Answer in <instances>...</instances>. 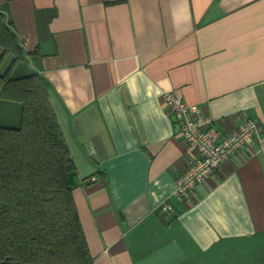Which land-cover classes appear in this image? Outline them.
I'll return each mask as SVG.
<instances>
[{
  "label": "crops",
  "instance_id": "1",
  "mask_svg": "<svg viewBox=\"0 0 264 264\" xmlns=\"http://www.w3.org/2000/svg\"><path fill=\"white\" fill-rule=\"evenodd\" d=\"M75 164L92 264H264V152L233 155L189 198L195 151L164 94L225 132L264 131V0H0ZM167 207V209H165Z\"/></svg>",
  "mask_w": 264,
  "mask_h": 264
},
{
  "label": "trees",
  "instance_id": "2",
  "mask_svg": "<svg viewBox=\"0 0 264 264\" xmlns=\"http://www.w3.org/2000/svg\"><path fill=\"white\" fill-rule=\"evenodd\" d=\"M49 89L0 11V264H92Z\"/></svg>",
  "mask_w": 264,
  "mask_h": 264
},
{
  "label": "built area",
  "instance_id": "3",
  "mask_svg": "<svg viewBox=\"0 0 264 264\" xmlns=\"http://www.w3.org/2000/svg\"><path fill=\"white\" fill-rule=\"evenodd\" d=\"M166 106L176 118L178 134L195 151V158L177 178L175 194L189 198L191 190L243 149L257 145L264 152V131L260 121L244 114L236 127L221 132L199 105H190L178 94H164ZM167 209V207L165 208Z\"/></svg>",
  "mask_w": 264,
  "mask_h": 264
},
{
  "label": "water",
  "instance_id": "4",
  "mask_svg": "<svg viewBox=\"0 0 264 264\" xmlns=\"http://www.w3.org/2000/svg\"><path fill=\"white\" fill-rule=\"evenodd\" d=\"M172 120H173V122L175 123L176 128L178 129V125L176 124V118H175L174 116H173Z\"/></svg>",
  "mask_w": 264,
  "mask_h": 264
},
{
  "label": "rangeland",
  "instance_id": "5",
  "mask_svg": "<svg viewBox=\"0 0 264 264\" xmlns=\"http://www.w3.org/2000/svg\"><path fill=\"white\" fill-rule=\"evenodd\" d=\"M10 115H11V117L13 118V116H14V113H13V112H12V113L10 112ZM13 119H14V118H13Z\"/></svg>",
  "mask_w": 264,
  "mask_h": 264
}]
</instances>
